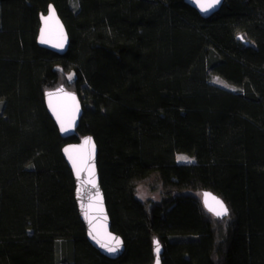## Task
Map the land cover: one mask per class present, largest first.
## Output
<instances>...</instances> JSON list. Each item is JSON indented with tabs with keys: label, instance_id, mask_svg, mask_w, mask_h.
<instances>
[{
	"label": "trees",
	"instance_id": "16d2710c",
	"mask_svg": "<svg viewBox=\"0 0 264 264\" xmlns=\"http://www.w3.org/2000/svg\"><path fill=\"white\" fill-rule=\"evenodd\" d=\"M51 4L64 55L37 41ZM61 85L84 110L70 139L45 102ZM89 135L125 242L114 260L88 241L63 156ZM153 179L161 198H138ZM154 237L163 264H264V0L209 18L185 0H0V264H153Z\"/></svg>",
	"mask_w": 264,
	"mask_h": 264
},
{
	"label": "water",
	"instance_id": "95a60500",
	"mask_svg": "<svg viewBox=\"0 0 264 264\" xmlns=\"http://www.w3.org/2000/svg\"><path fill=\"white\" fill-rule=\"evenodd\" d=\"M185 2L196 9L203 18H209L221 9L224 0H220L207 12L202 11L198 0H185ZM239 39L242 38L239 37ZM37 41L40 47L60 55H64L69 49V34L53 4L49 6L47 14L40 16ZM45 102L61 137L64 139L74 137L84 113L78 94L61 85L54 90L45 92ZM86 141L89 142L86 143ZM63 156L74 176L75 200L80 218L86 227L89 243L105 257L113 260L118 259L125 251V242L121 236L113 233L111 229L112 222L100 181L98 146L94 137L89 135L80 142L66 144L63 148ZM205 193L210 194L207 205L205 203ZM211 197L223 202L227 208V214L217 216L215 211L210 210H219V206ZM202 202L205 209L219 219L227 218L230 214V210L223 199L211 191H203ZM117 240L120 242L119 245L116 243ZM157 244L159 252L156 250ZM109 247H114L116 250L109 252L107 250ZM153 252L155 256L153 264H163L164 247L157 237L153 239Z\"/></svg>",
	"mask_w": 264,
	"mask_h": 264
},
{
	"label": "rangeland",
	"instance_id": "374dc122",
	"mask_svg": "<svg viewBox=\"0 0 264 264\" xmlns=\"http://www.w3.org/2000/svg\"><path fill=\"white\" fill-rule=\"evenodd\" d=\"M211 83L229 89L234 90L233 87L227 85L225 82H223L221 79H219L216 76L211 77L210 79ZM180 157H186V160L180 159ZM176 160L180 164H191L194 163V159L186 154H178L176 156ZM161 183L158 179H153L150 183L141 185L138 188V198L141 200H159L161 198Z\"/></svg>",
	"mask_w": 264,
	"mask_h": 264
},
{
	"label": "snow or ice",
	"instance_id": "6c2138e0",
	"mask_svg": "<svg viewBox=\"0 0 264 264\" xmlns=\"http://www.w3.org/2000/svg\"><path fill=\"white\" fill-rule=\"evenodd\" d=\"M219 2H220V0H198V3L200 4V7H201L202 11H205V12H207L210 8L214 7ZM87 142H89V141H86V143ZM180 159L186 160L187 158L186 157H180ZM204 195H205V203L207 205L208 198H209L210 194L205 193ZM211 198L219 206V210H214V209H210V210L215 211V214L217 216H222V215L227 214V208L225 207V205L223 204V202L220 201L219 199L215 198V197H211ZM113 239H115V238H113ZM116 243H117V245H119L120 242L117 240ZM102 247H103V245H102ZM107 250L109 252H114L116 249L114 247H109ZM156 250H157V252H159V246H158V244H157V249Z\"/></svg>",
	"mask_w": 264,
	"mask_h": 264
}]
</instances>
